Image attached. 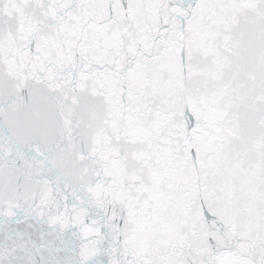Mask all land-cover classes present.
<instances>
[{
	"label": "snow or ice",
	"instance_id": "obj_1",
	"mask_svg": "<svg viewBox=\"0 0 264 264\" xmlns=\"http://www.w3.org/2000/svg\"><path fill=\"white\" fill-rule=\"evenodd\" d=\"M0 264H264V0H0Z\"/></svg>",
	"mask_w": 264,
	"mask_h": 264
}]
</instances>
